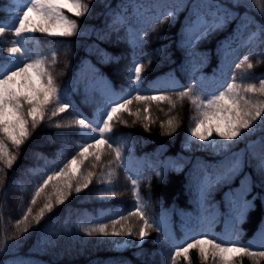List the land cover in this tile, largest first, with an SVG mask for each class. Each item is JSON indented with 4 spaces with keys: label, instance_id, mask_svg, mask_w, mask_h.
I'll return each instance as SVG.
<instances>
[{
    "label": "trees",
    "instance_id": "1",
    "mask_svg": "<svg viewBox=\"0 0 264 264\" xmlns=\"http://www.w3.org/2000/svg\"><path fill=\"white\" fill-rule=\"evenodd\" d=\"M124 1L83 0L90 6V11L85 16L74 17L66 13L80 25L77 35L48 37L37 33L40 37L39 44L35 40L28 41L27 47L31 49V55L39 53L47 57L49 71L60 89L77 90L79 87L72 85V80L77 74L79 64L87 60L97 62L103 58V52L107 61L105 65H101V69L113 82L128 84V69L132 67L134 59L136 63L144 66V81L155 80L166 72L190 80L200 72L211 71L216 64L217 50L228 35L246 38L264 26V12L260 11L255 0H212L223 3L231 15L221 27L209 31L193 48L182 49L179 45V32L183 21L191 16L189 3L192 5L196 0H135L145 6L144 9H136L132 5L128 10L127 14L136 19V22L125 27V30L114 32L112 20L108 18ZM149 3H153L156 8H149ZM182 6H185L184 10L181 9ZM173 8L174 17L163 20V16ZM12 9V0H0V21L7 23ZM157 18L162 22L158 23ZM142 33L147 36L142 37ZM15 39L10 29H6L0 36V59H7L6 49L12 46ZM262 41L264 33L256 38L257 50L249 55L250 62L254 65L250 70L251 75L242 79L244 69L233 70L237 83H255L258 87L259 81L256 78H264ZM53 51L56 53L54 64ZM143 87L145 90L140 92L141 95H155L146 88L145 82ZM181 91L166 89L165 94H162L176 102L175 108L167 102H149L146 105L144 102L133 101L130 105L131 111L139 110V118L124 113L121 120L127 121V125L114 122L111 134L123 145L125 159L122 166H117L114 154L107 149L99 163L94 160L86 161L85 173H96L93 182L79 194L73 191L63 205L54 207L50 213L46 212L40 223L36 224L33 217L46 202L44 196L38 198L29 217L27 233L23 232L25 225L21 224L17 228L15 221L21 218L23 211L29 206L35 188L48 174L63 167L76 155L79 144L88 143L79 135L80 130L74 125L68 127V123L80 111L83 115H91L95 107L93 97L102 101L106 98L105 93L92 89L90 93L87 91L85 94H76L73 98V103L79 106V112L76 113L72 108L51 117L54 106L50 105L45 120L35 130L29 126L32 134L18 150L9 143L8 147L17 153V159L11 168L0 162V169H3L0 172V179L3 181L0 183V247L3 248L0 251V264H17L21 261L29 264L30 260L38 264H121L126 259L139 264V258L143 264H173L171 255H168L169 246L163 240L166 223L179 225L188 218L184 216L185 211L197 207L194 195L186 192L190 164L194 160L213 156L225 157L232 153L241 156V166L227 180L221 182L219 187L208 193L206 204L213 210H222L228 187L233 186L229 190L235 193L236 188L241 192L247 186V190L243 191L246 193L244 196L255 198L247 227L256 230L264 216V170L260 167L261 153L264 152V127H255L249 135L234 142L228 149L219 146L201 148L190 135L194 124L192 117L197 115L196 109L188 97L182 101L179 99L178 93ZM131 95H136V92L133 90ZM248 96L253 102L264 100V96L250 93ZM146 106L149 108L147 114L144 112ZM24 109L27 110L26 104ZM145 115L150 116L151 123L145 120ZM169 119L173 120L175 127L171 134L167 124ZM57 122L65 127H55ZM145 124H148L147 129ZM254 124L258 125V121ZM189 140L191 143H188ZM186 145L190 147L186 148ZM109 161L112 162L111 167H103ZM178 161L187 164L185 171H176ZM93 164H96L95 168L92 167ZM101 171H115L112 184L97 183ZM247 173L251 175V185L244 179ZM129 177L139 181L140 202L144 205L145 214L153 223V228L149 230L150 235L142 245L134 247L129 243L123 250H118L113 241L122 244L130 239L137 244L139 237H102L97 234L88 236L81 229L106 223L111 231V220L118 219L120 215L128 216L135 203ZM51 191L49 187L47 193ZM102 191H114L116 196L104 198L100 195ZM121 224L138 232L143 221L131 216L121 221ZM175 264L218 263H214L211 258L203 262L198 250L193 249L190 250L189 259L177 257ZM236 264L256 262L249 257H243L238 258ZM259 264H264V259Z\"/></svg>",
    "mask_w": 264,
    "mask_h": 264
},
{
    "label": "snow or ice",
    "instance_id": "2",
    "mask_svg": "<svg viewBox=\"0 0 264 264\" xmlns=\"http://www.w3.org/2000/svg\"><path fill=\"white\" fill-rule=\"evenodd\" d=\"M260 6V11L264 12V0H255ZM15 11L12 12L11 18L7 23L0 21V36L6 29L12 31L16 38L11 47L6 49L7 59H0V162H3L7 168H11L17 159V153L9 149L10 143L13 148L19 149L31 136L29 126L35 130L43 122L48 114L49 106L52 105L51 117H56L65 113L74 105L62 102L65 93L57 86L55 78L49 71L48 62L45 57L31 58V49L27 47L29 40H35V34L40 33L48 37H72L78 34L80 25L76 19L70 18V13L74 17H83L90 11V6L83 0H12ZM217 13L213 23L208 24L202 16L197 17L196 26L203 27V31L195 36L199 40L202 36L207 35L209 31L215 30L226 22L231 13L226 9H221L217 5ZM222 13V14H221ZM175 8L163 16V20L174 17ZM157 22H162L157 18ZM154 30V29H153ZM190 32L194 29L190 27ZM264 33V26L258 28V32L252 33L249 42L258 34ZM143 42V41H142ZM191 42V41H190ZM264 43V41H262ZM56 60L55 51L52 52V63ZM237 69H244L242 79L251 75L250 70L254 65L250 62L249 55H244L240 63L236 64ZM144 66L133 60V65L128 69V88H121L119 92L110 89L106 97L104 107L97 108L91 117L78 113L77 117L68 123V127L73 125L77 127L81 137L90 140L89 143L78 145L79 151L63 167L52 171L39 183L32 195L31 202L20 219L15 221V227L19 228L24 224L23 232H28V221L32 215L33 206L36 205L38 198L44 196L46 202L33 217L36 224L44 218L45 213L52 212L54 207L63 205L72 195L73 191L77 194L93 182L96 173L87 171L85 173L84 165L86 161L94 160L99 163L107 149L109 153L114 154L117 166H122L125 159L123 154V145L120 144L111 134L113 133L114 122H121L127 125V121L121 120L124 113L139 118L140 112H132L130 105L133 101L161 103L167 102L172 108L176 107V102L166 95H141L140 92L145 90L143 87ZM223 75V72L221 73ZM259 86L255 83H237L233 77L231 82L227 83L223 90L213 89V93L204 92L200 95L193 93L191 87L185 88L178 93L179 99L188 97L192 106L196 109L197 115L192 117L195 121V127L190 129L191 137L197 141L207 142L208 147H221L228 149L232 144L244 136L249 135L257 126L264 127V100H253L248 94L254 96H264V78L257 77ZM136 95L132 96V91ZM27 105L25 112L24 106ZM144 112L147 114L149 108L146 106ZM49 117V118H51ZM145 120L151 123V118L145 115ZM258 121V125L254 122ZM167 124L171 131H175L173 120L169 119ZM55 127H65L57 122ZM148 124H145L147 129ZM215 137H218L217 140ZM191 143V140H189ZM112 162L109 161L103 167L110 168ZM93 168L96 164L92 165ZM240 167L239 157H234L233 163L225 171L216 177V182L227 180ZM260 167L264 170V152L261 153ZM3 169H0L2 172ZM115 171H101L97 178V183L112 184L115 177ZM160 175V173H156ZM131 182L132 193L135 200L133 210L128 216L120 215L118 219L111 220L112 229L109 231V225L98 223L90 227L81 229L86 235L92 236L97 234L102 237H132L138 236L139 243L142 245L150 235L149 230L153 228V223L145 214L144 205L140 202L139 181L138 179L128 178ZM0 183H3L0 179ZM51 187V193L47 189ZM212 187L211 183L205 185L204 190L208 191ZM100 195L104 198L109 196L115 197L116 193L102 191ZM255 199V198H254ZM254 208L253 201L243 200L237 213V219L242 221L248 211ZM2 211V209H0ZM136 216L143 221L138 232H134L132 227H125L121 221L128 217ZM117 225H120L117 228ZM159 231V229L157 228ZM210 233H203L198 239H192L191 242L176 240L171 236H166L175 247L172 260L173 264L177 257L183 256L189 259L190 250H198L199 256L203 262L209 258L218 264H236L238 258L249 257L256 264L264 259V251H253L252 247L259 244L264 247V227L261 228L258 240L249 241L244 246V241L239 238V234L234 236L220 238H209ZM219 240V242H218ZM120 246L119 242L113 241ZM132 243L138 246L130 239L123 241L124 245ZM183 246H179V245ZM15 246V245H13ZM0 251L3 248L0 247Z\"/></svg>",
    "mask_w": 264,
    "mask_h": 264
},
{
    "label": "rangeland",
    "instance_id": "3",
    "mask_svg": "<svg viewBox=\"0 0 264 264\" xmlns=\"http://www.w3.org/2000/svg\"><path fill=\"white\" fill-rule=\"evenodd\" d=\"M65 11H66V10H65ZM38 57H39V56H36V57L31 56L32 59H36V58H38ZM223 61H224V63H225L226 65H228V57H227V56H224ZM24 110H25V109H24ZM26 111H27V110H25V112H26ZM193 138H194V140L196 141V143H197L198 145L201 146V148L206 147L207 142L197 141L195 137H193ZM215 138H216L217 140L219 139L218 137H215ZM188 143H189V142H188ZM185 147H186V148H189L190 146H189V145H186ZM120 247H124V246L121 245ZM214 263H218V262H215V261H214Z\"/></svg>",
    "mask_w": 264,
    "mask_h": 264
}]
</instances>
